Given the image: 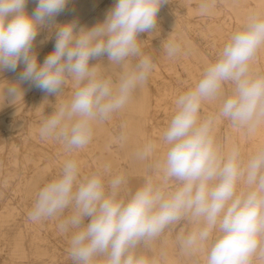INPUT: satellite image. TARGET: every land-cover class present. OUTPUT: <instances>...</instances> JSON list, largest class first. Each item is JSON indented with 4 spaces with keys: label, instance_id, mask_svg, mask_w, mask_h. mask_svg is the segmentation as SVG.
<instances>
[{
    "label": "clouds",
    "instance_id": "obj_1",
    "mask_svg": "<svg viewBox=\"0 0 264 264\" xmlns=\"http://www.w3.org/2000/svg\"><path fill=\"white\" fill-rule=\"evenodd\" d=\"M27 2L0 0V73L24 66L4 97L15 101L21 82L57 97L73 84L70 98L56 104L39 128L41 138L59 142L70 155L38 191L29 219L63 217L58 228L71 234V264H160L163 252L149 256L142 249L184 219L195 227L177 237L182 253L206 249L205 264H264V144L244 160L238 145L225 150L215 137L220 118L248 135L264 126V72L254 70L264 52V10L247 15L194 86L178 96L162 134L166 151L153 164L155 178L127 192L123 173L106 179L103 166L81 175L74 154L90 144L95 126L127 106L155 69L138 37L157 28L158 12L170 0H116L103 21L78 30L75 22L54 24L68 0H37L32 14ZM216 3L200 0L199 10L207 14ZM43 26L54 27L56 39L40 63L33 43ZM163 50L169 58L184 51L173 36ZM104 56L122 69L118 79L106 75L102 63H90ZM221 96L219 112L201 116L202 105ZM155 148L148 142L136 158L146 159Z\"/></svg>",
    "mask_w": 264,
    "mask_h": 264
},
{
    "label": "rangeland",
    "instance_id": "obj_2",
    "mask_svg": "<svg viewBox=\"0 0 264 264\" xmlns=\"http://www.w3.org/2000/svg\"><path fill=\"white\" fill-rule=\"evenodd\" d=\"M115 3L116 0H68L54 24L75 22L77 30L91 28L105 19ZM199 3L200 0H170L158 12L157 28L139 34L142 53L153 59L155 69L134 91L127 106L95 126L90 144L74 154L81 175L107 166L105 178L123 173L127 192H135L146 177L155 178L153 164L166 151L162 134L174 115L176 99L194 86L245 17L264 10V0H217L209 13L202 14ZM36 4L37 0H28L26 11L32 14ZM169 36L179 39L184 49L175 58H169L163 50ZM55 39L54 27L39 29L33 51L40 63L54 50ZM98 62L106 75L113 80L119 78L122 69L108 65L106 56L90 61ZM23 67L20 64L15 72L0 73V264H71L68 255L71 234L58 228L63 217L33 222L28 212L38 191L57 177L64 160L69 158L70 154L59 142L41 138L39 128L56 104L70 98L73 84L69 82L57 97L30 82H21L23 93L12 101L4 97L3 90L8 82L18 81ZM254 70L264 72V52L257 57ZM229 87L225 86V94ZM222 99L223 96L205 102L201 116L217 114ZM215 137L225 150L238 145L247 160L258 145L264 144V126L255 135H248L244 129L220 118ZM150 141L156 145L155 150L146 159H137V150ZM194 227L190 220H181L166 228L150 248L142 250L149 256H160L163 252L160 264H205L206 249L184 254L178 244L177 237Z\"/></svg>",
    "mask_w": 264,
    "mask_h": 264
}]
</instances>
